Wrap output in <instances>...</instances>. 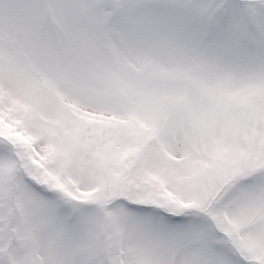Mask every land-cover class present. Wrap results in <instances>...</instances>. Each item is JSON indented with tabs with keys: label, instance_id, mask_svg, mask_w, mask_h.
I'll list each match as a JSON object with an SVG mask.
<instances>
[{
	"label": "snow or ice",
	"instance_id": "snow-or-ice-1",
	"mask_svg": "<svg viewBox=\"0 0 264 264\" xmlns=\"http://www.w3.org/2000/svg\"><path fill=\"white\" fill-rule=\"evenodd\" d=\"M0 264H264V0H0Z\"/></svg>",
	"mask_w": 264,
	"mask_h": 264
}]
</instances>
